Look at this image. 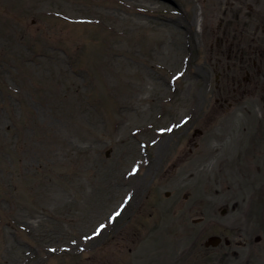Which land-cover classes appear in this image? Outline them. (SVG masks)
I'll return each mask as SVG.
<instances>
[{"label": "rangeland", "instance_id": "obj_1", "mask_svg": "<svg viewBox=\"0 0 264 264\" xmlns=\"http://www.w3.org/2000/svg\"><path fill=\"white\" fill-rule=\"evenodd\" d=\"M237 2L0 0V264H165L227 225L231 127L264 126L256 99L231 122V67L264 60Z\"/></svg>", "mask_w": 264, "mask_h": 264}, {"label": "flooded vegetation", "instance_id": "obj_2", "mask_svg": "<svg viewBox=\"0 0 264 264\" xmlns=\"http://www.w3.org/2000/svg\"><path fill=\"white\" fill-rule=\"evenodd\" d=\"M235 4L240 5L237 0ZM242 11L244 8L239 6L232 15L231 44L240 52L249 51L251 45H254V50L262 52V18L249 19L250 15ZM251 25L256 26L252 33ZM246 62L244 57L240 64L231 67V122H235V114L242 115L240 111L244 108L238 106H244L250 100L255 104V99L264 122V85L259 89L260 83L257 86L253 82L254 76H263L264 64L261 63L264 60L260 57V67L255 69V73ZM255 91L257 94L253 96ZM244 112L245 116L249 113L247 110ZM247 124L235 132L231 127V148L236 144L240 156L231 160V172L234 164L237 169L241 163L255 165L254 172L240 174L237 178L231 174V201L222 209L229 216L227 225L218 230L205 228L199 236L190 240V249L180 255H171L166 258L165 264H264V126L261 123L260 141L246 142L240 139L252 131H249L251 125ZM208 232L211 233L207 235Z\"/></svg>", "mask_w": 264, "mask_h": 264}]
</instances>
